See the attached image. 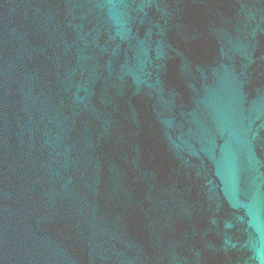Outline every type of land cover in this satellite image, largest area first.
Returning <instances> with one entry per match:
<instances>
[{"label":"water","instance_id":"1","mask_svg":"<svg viewBox=\"0 0 264 264\" xmlns=\"http://www.w3.org/2000/svg\"><path fill=\"white\" fill-rule=\"evenodd\" d=\"M0 264H264V0H0Z\"/></svg>","mask_w":264,"mask_h":264}]
</instances>
